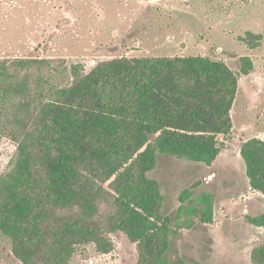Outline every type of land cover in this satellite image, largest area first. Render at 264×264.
<instances>
[{
  "label": "trees",
  "instance_id": "obj_1",
  "mask_svg": "<svg viewBox=\"0 0 264 264\" xmlns=\"http://www.w3.org/2000/svg\"><path fill=\"white\" fill-rule=\"evenodd\" d=\"M240 39L255 49L263 36ZM240 68L248 74L252 57L242 56ZM238 88V74L203 55L114 58L88 72L64 58L0 59V139L17 145L12 169L0 174V232L17 264L116 231L156 243L152 264H165L191 190L174 221L150 174L160 154L213 166L233 130ZM240 154L250 187L264 195V139H247ZM248 220L264 226V214ZM146 258L140 249L136 264Z\"/></svg>",
  "mask_w": 264,
  "mask_h": 264
},
{
  "label": "rangeland",
  "instance_id": "obj_2",
  "mask_svg": "<svg viewBox=\"0 0 264 264\" xmlns=\"http://www.w3.org/2000/svg\"><path fill=\"white\" fill-rule=\"evenodd\" d=\"M247 31L262 34L260 46L240 39ZM194 55L224 61L239 75V88L233 130L213 166L160 154L150 174L174 221L180 195L191 190L181 227L171 226L165 264H264V226L248 220L264 214V195L250 187L240 154L247 139H264V0H0V59L64 58L88 72L114 58ZM242 56L254 61L248 74L241 73ZM16 155V143L1 138L0 174ZM202 213L212 222L203 224ZM140 249L152 264L156 243L137 245L116 231L32 264H136ZM0 264H17L1 232Z\"/></svg>",
  "mask_w": 264,
  "mask_h": 264
}]
</instances>
